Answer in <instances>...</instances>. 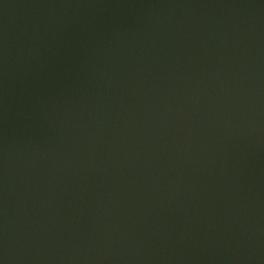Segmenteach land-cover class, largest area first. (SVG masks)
I'll return each mask as SVG.
<instances>
[{"label": "water", "instance_id": "95a60500", "mask_svg": "<svg viewBox=\"0 0 264 264\" xmlns=\"http://www.w3.org/2000/svg\"><path fill=\"white\" fill-rule=\"evenodd\" d=\"M0 264H264V0H0Z\"/></svg>", "mask_w": 264, "mask_h": 264}]
</instances>
